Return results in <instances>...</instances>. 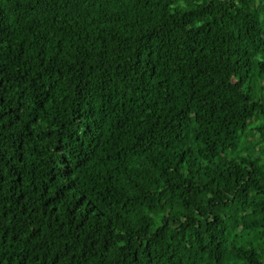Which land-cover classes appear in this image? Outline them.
<instances>
[{
  "label": "trees",
  "instance_id": "trees-1",
  "mask_svg": "<svg viewBox=\"0 0 264 264\" xmlns=\"http://www.w3.org/2000/svg\"><path fill=\"white\" fill-rule=\"evenodd\" d=\"M0 264H264V0H0Z\"/></svg>",
  "mask_w": 264,
  "mask_h": 264
}]
</instances>
